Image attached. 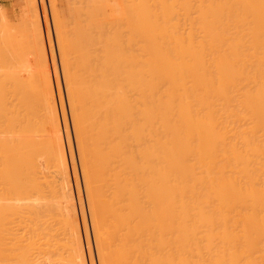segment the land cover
<instances>
[{"label":"bare ground","instance_id":"1","mask_svg":"<svg viewBox=\"0 0 264 264\" xmlns=\"http://www.w3.org/2000/svg\"><path fill=\"white\" fill-rule=\"evenodd\" d=\"M131 5V44L64 77L77 156L59 85L0 69V264H264V0H177L179 36L148 10L172 2Z\"/></svg>","mask_w":264,"mask_h":264},{"label":"rangeland","instance_id":"2","mask_svg":"<svg viewBox=\"0 0 264 264\" xmlns=\"http://www.w3.org/2000/svg\"><path fill=\"white\" fill-rule=\"evenodd\" d=\"M133 1L135 4V0H133ZM164 1L165 2H172V11H171V13H169V16H165V17L162 16V13L157 12V10H159V11H161V10L157 9V8H151L152 11L150 9H148V10L150 11V13L152 12L154 14V16H156L155 17L156 19H157V16L158 17L160 16V21H162V24H164L163 26L166 27V29L165 28L164 29L165 30L168 29L169 33H171L173 36L178 31L179 32L182 31V28H180L181 30H178L179 28H177L178 24L180 27H182V25H183V23L181 22L182 20H180V19H182L181 15H180L181 13L177 14V12L179 11L177 9V0H164ZM131 4H132V0H0V69H1V76L9 79V85H8L9 89L13 90L12 92H15L16 96L28 94L29 91L31 93V91L39 90V89L43 88L45 85L54 86V88L57 85H59V87L62 89V99H63L65 110L67 112L66 113V120H67V124L70 126V127L69 126L68 127L70 130L69 131L70 132V139L73 143L72 145H73V149H74V155H76V152H75L76 147H75V143H74L75 139L73 138V135H72L71 121H70L71 118H70V115L68 113L69 110H67L68 104H67V100H66L67 99L66 94H65V92H63L65 87H66L65 83H64V77L67 75V76H74L75 78L78 79L80 76L82 78L84 76L86 77V75L88 74L87 78L89 80L95 79L96 76H94L93 79L91 78V76L93 77V75H97V77H96V79H97L100 74L97 72L98 69L96 70V68H95L97 65L94 64L95 66H93V63L95 62L96 59L98 60V58H101V60L99 62L102 63L101 61H103L105 58V55L108 54V52H106L108 50V44L111 41L115 42V36H113V35H116L118 37V39L121 40L120 42H123L125 45L130 43L129 40L132 41V34H133L132 32H135V30L133 31L131 29V25H132V21H133L132 17L135 16V14L133 16L131 15V8L133 6ZM116 11H118V12L115 13ZM179 12H181V11H179ZM177 15L178 16L180 15V17H181V18L178 17V20H180V22L177 20ZM154 16H150V17L152 18ZM150 17H149V19H150ZM115 19H117V20H115ZM158 21H159V19H158ZM177 21H178V24L176 25ZM143 22H144V19H143ZM162 24H159L158 26H160ZM171 24L173 25V28L170 27ZM175 25L177 27H175ZM158 26H157V28H158ZM143 27H145V25ZM147 27H146V29H147ZM138 28H142V27H138ZM157 28H155V30ZM161 28H162V26H161ZM159 29H160V27H159ZM176 30H177V32H176ZM138 32H136V33H138ZM147 32H148V30L146 31V33ZM150 32H149V34H150ZM159 32L161 34L162 30ZM152 33H154V30L152 31ZM163 33L167 34V31L166 32L163 31ZM165 34H164V37L166 36ZM178 34H176V35H178ZM135 35L136 34H134L133 36L135 37ZM146 35H148V33ZM179 35H182L181 32ZM136 37L138 38V36H136ZM141 37H143V36H141ZM149 37H150V35H149ZM149 37H147V38L149 39ZM164 37L162 35V38H164ZM112 38H114V40H111ZM137 38H136V40H137ZM143 38H141V39H143ZM147 38H145L146 41L148 40ZM154 38H156V37H154ZM159 38H160V36H159ZM159 38H158V40H159ZM169 39H170L169 41L173 40L171 38H169ZM162 40L165 43L168 41V39H167V41H165L164 39H162ZM141 41L137 45H131V47L128 46L129 48H126V46H127L126 45L125 48L128 50V52L133 51V53L136 54L135 56H137L138 53H141V49H142L141 44L144 40L142 42ZM163 41L159 42V46H158L159 49L161 51L163 49L168 50L167 47H169L168 44H170V43H168L167 44L168 46L166 48H164L166 46V44L163 43ZM146 43H152V42L147 41ZM175 43L173 45H175ZM170 45H172V44H170ZM173 45L171 46L172 50H170V51L174 52L173 59H175L174 56L178 55L183 49L182 50L180 49L181 51L179 50L180 52H178L177 48L175 47L177 52H178V54H176L174 51L175 49L173 50V48H174ZM180 45H178V46H180ZM115 46H117V44H115ZM155 46H152V47L155 48ZM144 47H147L146 44ZM180 47H182V46H180ZM180 47H178V48H180ZM148 49H149V47H148ZM148 49H146V50H148ZM169 49H170V47H169ZM111 50H113V49H111ZM153 50H155V49H153ZM156 50H158L157 46H156ZM152 52H154V51H152ZM121 54H122V52H121ZM129 54H131V53H129ZM142 54L144 55V53H142ZM148 54H146V55H148ZM165 54H164V56H165ZM112 55L109 54V56H112ZM114 55H117V58H118V61L120 62V64H124L126 62V61L124 63L121 62L122 59H124V58H121L119 56L120 53L117 54L115 52ZM123 55H125V54H123ZM141 55H138V56L140 57V59L141 58L143 59V55L142 56ZM158 55H155L152 53L149 54V58L151 57L150 60L152 61L151 63L153 64L154 67L156 66L155 68L153 67L154 70H158L159 66L161 64L160 63L161 57H159ZM168 55H169V52H168ZM109 56L107 55V57H109ZM129 56H132V54ZM164 56H163V58H164ZM170 56H171V53H170ZM113 57H115V56H113ZM146 57H148V56H146ZM115 59H116V57H115ZM133 59H135V58H133ZM97 60H96V62H97ZM136 60H137V57H136L135 61ZM108 61L106 60V62H108ZM129 61H130L129 63H131V59ZM161 61L165 63V60L162 59ZM172 61H174V60H172ZM142 62H144V61H142ZM169 62H171V61H169ZM175 62L177 63L178 60L175 59ZM100 63H99V65H100ZM133 63H134V61H133ZM164 63H162V64L164 65ZM103 64H105V62ZM110 64H111V62H110ZM113 64L115 65V62ZM139 64L142 67V64L141 63H139ZM145 64H146V62H145ZM172 64L175 65L174 68H177L178 63H177V65L174 62ZM172 64L170 63L169 65H172ZM180 64H182V62ZM131 65H134V64L131 63ZM137 65L138 64H136V66ZM148 65H150V64L148 63L147 67H148ZM108 66H109V64H108ZM124 66H125V64L123 65V67ZM119 67H120V65H119ZM126 67H127V65H126ZM111 68H112V66H111ZM111 68L110 69L108 68V69L112 71L113 69H111ZM169 68H167V71L169 69V72L166 71L167 74L168 73H171V74L176 73L175 69L173 70V68H171V66H169ZM123 69H125V68H123ZM138 69H140V68H138ZM164 69H165V67H164ZM144 70H145V68H144ZM160 70H162L161 72H163V66H162V69L160 66V69L158 71H160ZM176 70L178 71V70H180V68H178ZM116 71H117V69H116ZM148 71H146V72H148ZM93 72L95 74L91 75ZM103 72H105V71H103ZM143 72H145V71H143ZM154 72H156V71H154ZM106 73H108V72H106ZM158 76L159 75L156 76L157 79L159 78ZM160 76H161V73H160ZM172 76L174 78V75H172ZM175 76H177V73L175 74ZM164 77L162 76V78H164ZM177 77H176V80H177ZM169 79H171V77H168V80ZM78 80H79L80 86H81L82 85L81 80L80 79H78ZM163 80H162V82H163ZM175 81L173 83L174 87L177 86V82H175ZM165 82L168 83L169 81L167 82V80H166L163 82V84H166ZM77 84H78V82H77ZM158 84H160V85L162 84L161 80L159 81ZM168 84H170V82ZM72 85L73 86L75 85L74 87H76L75 82ZM156 86H157V83H156ZM173 86L171 85V87H173ZM167 87H170V86H167ZM76 156H75V159L77 162ZM78 170H79V168H78ZM78 179H79V183L82 185V182H81L82 180H81L80 176L78 177ZM84 202H85V200H84ZM89 234H90V241L89 242H90V245H91V247L93 249V253H94V243L92 241L91 232ZM96 263L97 262H95V264Z\"/></svg>","mask_w":264,"mask_h":264}]
</instances>
